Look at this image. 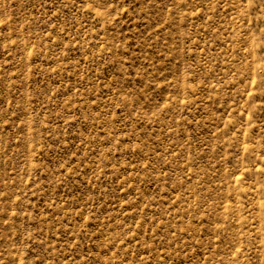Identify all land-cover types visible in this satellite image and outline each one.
<instances>
[{
  "label": "rangeland",
  "instance_id": "1",
  "mask_svg": "<svg viewBox=\"0 0 264 264\" xmlns=\"http://www.w3.org/2000/svg\"><path fill=\"white\" fill-rule=\"evenodd\" d=\"M0 264H264V0H0Z\"/></svg>",
  "mask_w": 264,
  "mask_h": 264
}]
</instances>
